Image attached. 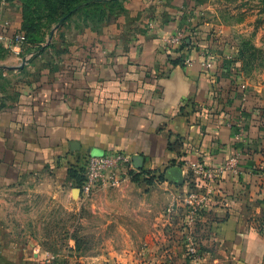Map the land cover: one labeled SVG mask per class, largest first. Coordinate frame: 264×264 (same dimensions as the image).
Masks as SVG:
<instances>
[{
  "label": "crops",
  "instance_id": "0c3cea01",
  "mask_svg": "<svg viewBox=\"0 0 264 264\" xmlns=\"http://www.w3.org/2000/svg\"><path fill=\"white\" fill-rule=\"evenodd\" d=\"M117 1L108 19L103 1L96 17L82 9L45 42L18 45L27 11L0 0V264H49L46 253L77 264L47 243L92 236L83 258L98 264H194L190 236L200 264H264V0ZM178 31L191 39L182 51L167 44ZM200 53L211 70L183 65ZM237 149L241 174H222L188 225V164L218 167ZM108 152L163 180L83 199L69 168Z\"/></svg>",
  "mask_w": 264,
  "mask_h": 264
},
{
  "label": "built area",
  "instance_id": "2783aa9c",
  "mask_svg": "<svg viewBox=\"0 0 264 264\" xmlns=\"http://www.w3.org/2000/svg\"><path fill=\"white\" fill-rule=\"evenodd\" d=\"M188 41L186 34L183 31H178L167 39V44L173 49H179L183 43L187 44ZM13 42L18 45L23 44V35H16ZM183 65L185 67L197 65L201 70L208 71L213 68L214 61L212 58H208L205 53H200L199 60L185 58ZM242 139L243 130L240 125H237L235 140L241 142ZM241 157L242 151L237 149L218 167H208L201 162L188 164V169L192 176L191 183L194 184V180L198 183V185L193 186L197 190L187 192L179 199L184 206L185 218L188 225L194 224L199 212L209 207L217 179L222 174L230 173L234 176L241 174ZM74 166L81 169L83 181L78 190L83 199H90L97 188L122 186L124 182L131 181L132 174L141 173L134 164V157L121 152H108L100 155L84 154ZM257 172L259 178H261L260 190L264 194V164ZM142 178H152L154 182H160L159 176L154 173L143 175ZM186 252L194 264H200L203 253L200 252L192 236L188 238ZM46 257L49 264L57 263V256L46 253Z\"/></svg>",
  "mask_w": 264,
  "mask_h": 264
},
{
  "label": "rangeland",
  "instance_id": "374dc122",
  "mask_svg": "<svg viewBox=\"0 0 264 264\" xmlns=\"http://www.w3.org/2000/svg\"><path fill=\"white\" fill-rule=\"evenodd\" d=\"M25 6L30 10L31 21L29 24V40L33 43H41L47 40L48 35H51L59 27L60 15L63 13V8L58 0H23ZM105 14L108 19L116 9L120 8V3L117 0L105 1ZM91 14L94 17L98 15V9L96 6L89 8ZM63 227H55V230L60 231ZM91 235L89 234L88 237ZM54 251L75 250L74 254H71L70 259L77 264H98L101 260H91L83 258L84 253L95 252L99 246V243L95 240V236L90 237V240L76 242L74 248H69V244L64 241H53L47 243ZM56 252V251H55ZM65 259V258H64ZM65 260H69L66 258ZM102 264H113L110 259L107 262L102 260Z\"/></svg>",
  "mask_w": 264,
  "mask_h": 264
},
{
  "label": "trees",
  "instance_id": "16d2710c",
  "mask_svg": "<svg viewBox=\"0 0 264 264\" xmlns=\"http://www.w3.org/2000/svg\"><path fill=\"white\" fill-rule=\"evenodd\" d=\"M23 5L25 6L23 0H20ZM106 1V0H58V3L61 4L62 8H63V13L61 12L60 15V25H63L66 21H68L73 15H75L78 11L82 10V9H89L92 6H96L99 5L101 2ZM106 3V2H105ZM25 9L27 11V21L24 25V33L22 34L24 37V43L22 45H32V44H39V43H33L32 41L29 40V24L31 21V15H30V10L25 6ZM189 40V44L191 43V39L188 37ZM189 44L183 43V45L178 49L179 51L184 50L186 47L189 46ZM243 53L241 52V50L238 49V53L237 55H242ZM234 58L232 57V59L229 61V63H233L234 64ZM81 169H78L76 166H71L69 168V177L71 179L74 180L75 182V186L77 188H79L82 184L83 178L81 175ZM140 170V169H139ZM141 173L139 174H132L131 180L133 181H140L142 183H150L152 182V178L149 179H143L142 176L143 175H150L153 172L152 171H145V170H140ZM160 181L163 180L162 175H158Z\"/></svg>",
  "mask_w": 264,
  "mask_h": 264
},
{
  "label": "water",
  "instance_id": "95a60500",
  "mask_svg": "<svg viewBox=\"0 0 264 264\" xmlns=\"http://www.w3.org/2000/svg\"><path fill=\"white\" fill-rule=\"evenodd\" d=\"M171 174L174 176V177H177L179 175V170L178 169H174V171L172 170L171 171ZM79 191V190H78Z\"/></svg>",
  "mask_w": 264,
  "mask_h": 264
}]
</instances>
